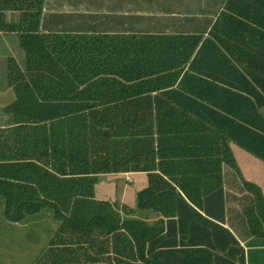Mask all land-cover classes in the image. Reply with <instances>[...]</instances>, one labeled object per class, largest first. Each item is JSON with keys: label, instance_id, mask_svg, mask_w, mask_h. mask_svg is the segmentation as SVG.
Instances as JSON below:
<instances>
[{"label": "crops", "instance_id": "obj_1", "mask_svg": "<svg viewBox=\"0 0 264 264\" xmlns=\"http://www.w3.org/2000/svg\"><path fill=\"white\" fill-rule=\"evenodd\" d=\"M26 5L30 13H41V32L87 35L85 44L96 42L95 49L106 52L82 51L84 61L74 72L113 75L102 68L112 57L136 77L126 91L129 103L144 107L143 126L133 125L136 118L117 116L122 134L96 154L99 166L90 171L97 172H89L95 179H83L79 189L92 187L90 198L111 205L121 220L130 208V217L149 225L161 221L162 234L169 220L176 221L179 237L199 232L201 218L219 223L240 241L246 264H254L251 251L264 237L254 234L249 216L259 199L255 186L264 199V160L227 131L233 122L248 125L264 118V0H28ZM0 7L2 111L16 98L15 82L27 74L20 31L29 21L22 17L25 9ZM135 90L139 94L133 98ZM14 124L11 114L0 115V130ZM80 141L81 155L92 163L87 146L93 140ZM106 161L112 167L101 172ZM149 186L162 194L146 193L139 207V192ZM173 187L186 204L164 195Z\"/></svg>", "mask_w": 264, "mask_h": 264}, {"label": "trees", "instance_id": "obj_2", "mask_svg": "<svg viewBox=\"0 0 264 264\" xmlns=\"http://www.w3.org/2000/svg\"><path fill=\"white\" fill-rule=\"evenodd\" d=\"M27 1L0 3L25 9L22 17L29 21L20 31L27 74L12 87L15 100L2 107L15 124L6 131L0 130V194L5 198L4 214L10 221H21L46 206L60 221L32 264H246L240 241L219 223L201 218L199 232L179 237L175 234L176 221L169 220L166 233L162 234L161 221L149 225L125 211L121 220L110 205L105 208L90 198L92 187L79 189V185H84L83 179H95L89 172H97L90 171L99 166L96 154L111 147L109 138L122 134L116 130L117 116L136 118L133 125L143 126L139 118L145 116L139 114L144 107L129 103L130 93L126 91L136 77L127 75L120 68L124 62L112 57L102 68L113 75L96 77L74 72L84 61L80 58L82 51L101 52L95 49L100 45L90 40L85 44L87 35L41 32V13H30ZM109 52L110 49L108 55ZM143 85V81L138 84ZM131 94L133 97L139 92ZM135 101L136 97L131 102ZM233 123L227 133L264 160V118L262 123ZM66 137L72 140L68 142ZM80 137L93 140L94 144L87 146L93 155L92 163L81 155ZM106 163L101 172L112 167L110 161ZM253 190L259 199L253 205L249 222L254 234L264 237V199L259 187ZM161 192L153 186L143 189L138 206H144L146 193L156 196ZM217 193L221 194V188ZM166 194L179 197L186 204L175 187L164 191ZM187 207L192 208L188 204ZM211 225L216 228L209 230Z\"/></svg>", "mask_w": 264, "mask_h": 264}, {"label": "rangeland", "instance_id": "obj_3", "mask_svg": "<svg viewBox=\"0 0 264 264\" xmlns=\"http://www.w3.org/2000/svg\"><path fill=\"white\" fill-rule=\"evenodd\" d=\"M2 48L0 45V51ZM5 78L0 77V82ZM9 100L5 102L8 103ZM3 113L0 111V115ZM129 209L124 210L127 215L130 214L128 211L132 210ZM4 210L5 198L0 195V264H31L48 245L60 221L54 217L52 209L48 206L39 212L26 215L18 222L7 219ZM258 245L256 251H251V255L257 260L254 264H264V244Z\"/></svg>", "mask_w": 264, "mask_h": 264}]
</instances>
